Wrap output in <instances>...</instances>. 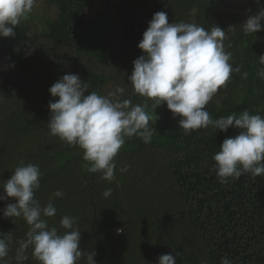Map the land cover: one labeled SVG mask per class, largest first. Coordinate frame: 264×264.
Returning <instances> with one entry per match:
<instances>
[{"label":"trees","instance_id":"trees-1","mask_svg":"<svg viewBox=\"0 0 264 264\" xmlns=\"http://www.w3.org/2000/svg\"><path fill=\"white\" fill-rule=\"evenodd\" d=\"M40 1L50 17L40 23L34 9L14 37H0V186L21 161L38 165L35 198L41 206L53 202L57 210L45 218L48 226L63 233L61 218L74 217L81 249L95 252L96 264H158V257L169 253H179L176 264H220L223 257L232 264H264V176L248 173L221 183L213 170V155L238 129L220 132L209 126L185 133L179 116L173 118L162 104L149 125L156 129L151 142L126 138L115 157V178L108 181L88 171L78 146H68L47 128L48 103L58 99L48 89L68 73L78 74L100 95L123 87L121 99L146 103L151 114L154 102L134 93L129 76L133 61L144 54L137 45L159 11L168 14L169 23L219 26L226 32L225 51L240 72L206 106L212 119L244 110L264 117V79L256 75L264 54V21L254 34L242 30L264 0H116L113 12L104 10L109 18L97 31V48L87 37L93 11H86L83 0L36 4ZM125 165L128 170L120 172ZM107 189L111 195L105 198ZM57 191L64 195L55 196ZM8 203L15 200H0V233L12 235L3 264H17L15 252L29 226L22 217H4ZM26 255L23 264H39L31 247Z\"/></svg>","mask_w":264,"mask_h":264},{"label":"clouds","instance_id":"clouds-1","mask_svg":"<svg viewBox=\"0 0 264 264\" xmlns=\"http://www.w3.org/2000/svg\"><path fill=\"white\" fill-rule=\"evenodd\" d=\"M35 4L36 0H0V37H14V29L21 20L28 19ZM262 21L264 7L247 16L242 23L243 32L261 31ZM225 39L226 32L219 26L206 30L195 23H169L166 12L154 13L137 45L144 54L133 61L129 76L134 93L154 102L151 114L146 111V103L134 105L131 99H121L123 87L100 95L89 91L90 84L78 74L68 73L48 89L51 97L58 98L48 103L49 133L70 147L78 146L88 171L102 173V179L112 181L117 167L115 157L126 138L135 136L145 144L150 143L156 129L149 125L158 119L154 109L166 104L173 118L179 116L178 127L185 133L209 126L220 132L229 127L239 130L237 135L225 138L212 157L213 170L221 183L248 173L253 178L264 176V117L244 110L212 119L206 110L232 74L240 72V67L230 63L231 53L225 51ZM258 59L256 75L264 79V54ZM247 77L248 72H243L241 78ZM128 167H121L120 172H126ZM40 176L38 165H25L21 161L11 178L0 186L4 192L0 200H15L2 209L4 217H22L29 226L26 238L19 242L15 252L17 264L28 259L26 252L30 247L39 264H78L81 258H86V264H96L95 252L81 249V231L74 228V217L61 218L63 233L48 226L45 218L54 217L57 210L53 202L41 206L35 198ZM54 195L60 197L64 193L57 191ZM103 195L110 196L111 189ZM11 242V232L0 233V264L8 256ZM176 255H161L158 264H176ZM220 264L232 262L223 257Z\"/></svg>","mask_w":264,"mask_h":264},{"label":"rangeland","instance_id":"rangeland-1","mask_svg":"<svg viewBox=\"0 0 264 264\" xmlns=\"http://www.w3.org/2000/svg\"><path fill=\"white\" fill-rule=\"evenodd\" d=\"M43 1H40V3L35 4L34 9L35 13L34 16L37 18L40 23L43 22V18L46 19L49 16V14L46 15V9L44 4H42ZM85 4V9H91L93 11L91 15L93 16L92 20H90V26L87 31V37L92 39V45L97 48V42H96V37L98 36V30L100 28H103L105 26V22L108 20V15L104 13V10H107L108 12H113L114 8L112 7L116 0H83ZM110 6V7H109ZM218 10L223 9V5L217 3L216 5ZM33 9V11H34ZM124 13V11H123ZM31 15V13H30Z\"/></svg>","mask_w":264,"mask_h":264}]
</instances>
